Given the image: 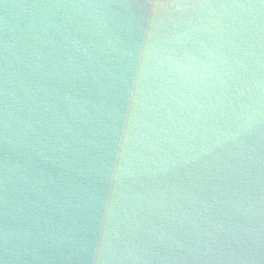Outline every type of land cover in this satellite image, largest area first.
<instances>
[{"label":"water","instance_id":"water-1","mask_svg":"<svg viewBox=\"0 0 264 264\" xmlns=\"http://www.w3.org/2000/svg\"><path fill=\"white\" fill-rule=\"evenodd\" d=\"M0 264H264V0H0Z\"/></svg>","mask_w":264,"mask_h":264}]
</instances>
